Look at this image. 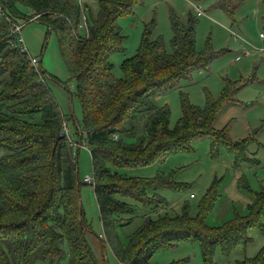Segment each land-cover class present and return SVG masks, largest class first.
Returning <instances> with one entry per match:
<instances>
[{
  "label": "trees",
  "instance_id": "obj_1",
  "mask_svg": "<svg viewBox=\"0 0 264 264\" xmlns=\"http://www.w3.org/2000/svg\"><path fill=\"white\" fill-rule=\"evenodd\" d=\"M142 1L85 2L87 26H82L76 0H0L6 13L0 16V264H101L88 243L90 226L80 206L76 146L82 144L83 133L93 164L103 241L119 264H153L156 251L182 241L197 242L203 264H214L217 247L228 254L235 244L249 241L250 228L264 230V189L252 191L245 217L211 226L206 219L218 198L217 181L195 214L186 201L180 213L169 214L159 212L165 199L157 189L179 190L186 185L173 180L171 173H128L156 158L186 151L197 137H209L215 149L225 146L239 163L250 159L247 145L255 138L230 140L226 125L214 127L217 116L238 103L236 91L247 80L225 79L217 97L206 95L204 107L182 93V115L174 127L169 126V107L157 105V94L177 87L192 71L207 69L214 57L196 50L193 16L181 21L171 14L170 50L163 36L152 38V20L136 53L121 63L122 76H115L110 58L124 51L125 38L118 20ZM217 1L233 14L237 1ZM19 16L46 24L58 37L83 110V133L77 141L64 132L66 123L45 72L13 45L16 37L10 28ZM262 21L264 28V16ZM148 188L154 192L148 193ZM139 207L146 211L143 223L123 238L119 228L133 222ZM233 264H264V246Z\"/></svg>",
  "mask_w": 264,
  "mask_h": 264
},
{
  "label": "rangeland",
  "instance_id": "obj_2",
  "mask_svg": "<svg viewBox=\"0 0 264 264\" xmlns=\"http://www.w3.org/2000/svg\"><path fill=\"white\" fill-rule=\"evenodd\" d=\"M236 1L233 14L229 15L217 0H143L133 7L132 14L119 18L118 25L125 36L124 51L115 52L110 58L115 76L121 77V63L136 53L145 27L152 20L155 21L152 38L163 36L170 50L171 14H175L181 21H187L189 16L196 18V50L211 52L214 57L207 69L192 71L190 77L182 79L177 87L155 96L157 105H167L170 109V127H174L182 115V93L187 94L192 104L204 107L206 95L217 97L225 79L247 80L236 91L238 103L221 112L214 127L221 129L226 125L230 140L237 141L254 135V140L247 145L250 159L236 163L235 157L225 146L215 149L209 137H197L188 144L186 151L172 152L163 159L156 158L149 166L128 171L142 176L171 173L173 180L186 185V188L179 190L169 187L157 189L165 199L159 212L169 214L180 213L185 201L189 202L192 214H195L198 203L213 182L217 181L215 185L218 198L206 219L211 226L223 225L237 215L245 217L249 204L252 203V191L264 189V51H258V48L264 46V39L260 35L261 32L264 33V0ZM88 2L93 3L92 0ZM193 4H200L204 14L197 16ZM21 10L26 15L30 14L25 7ZM17 21L23 25L21 37L29 56L37 57L38 66L45 71L46 83L62 112L68 135L77 141L78 135L83 133L80 127L83 110L76 95V81L62 55L58 37L46 24L37 20L19 16ZM80 32L85 33V29L81 27ZM243 46L250 49V54L242 55ZM237 56H240L238 60ZM85 137L86 134L83 133V145L76 146V160L80 180V206L85 223L90 226L87 231L88 243L101 264H119L110 246L103 241L105 237L94 190L93 164ZM86 176L93 181L85 182ZM147 191L150 194L154 192L152 188ZM145 213L139 207L133 222L119 228L123 238L143 223ZM150 215L154 216L156 213L151 212ZM261 217V224L264 226V214ZM247 233L249 241L235 244L228 254H223L217 247L213 256L214 264H233L235 260L256 255L264 246V230L250 228ZM172 261H179L180 264H203L198 243L182 241L156 251L151 258L153 264H168ZM38 263L48 264L44 261Z\"/></svg>",
  "mask_w": 264,
  "mask_h": 264
},
{
  "label": "built area",
  "instance_id": "obj_3",
  "mask_svg": "<svg viewBox=\"0 0 264 264\" xmlns=\"http://www.w3.org/2000/svg\"><path fill=\"white\" fill-rule=\"evenodd\" d=\"M76 1L79 4L80 9L82 10V21H81V25L82 26H87V18H86V15H85V2H88V1H91V0H76ZM192 6H193V8H194V10H195V12L197 14V16H201V15L204 14V10H203V8L201 7L200 4H198V5L193 4ZM4 15H6V13H5V10L3 8L2 3L0 2V16H4ZM22 26L23 25L21 23L14 22L12 24L11 28H10V31H11L12 34H15V37H16V41H15V43H13V45H16L22 52H27V49L25 47L23 38L21 37V29H22ZM260 35L264 39V33L261 32ZM258 51H260V52L261 51H264V46H261L260 48H258ZM248 54H250V49L243 46L242 55H248ZM239 58H240V56H237L236 57V60H238ZM30 59H31V63L34 66L37 67V70L38 71L45 72V71H43L41 69V67L38 66L39 65L38 64L39 63V59L37 57L31 56ZM64 132H65V134L67 136H70V135H68V131H67L66 124H64ZM82 145L83 144H78V146H82ZM84 181L90 183V182L93 181V179L91 177H89V176H86L84 178ZM121 264H129V263H121Z\"/></svg>",
  "mask_w": 264,
  "mask_h": 264
}]
</instances>
